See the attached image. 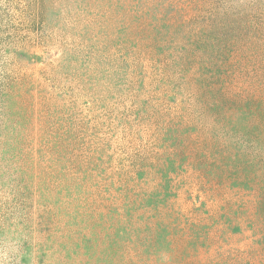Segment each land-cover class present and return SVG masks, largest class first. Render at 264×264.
<instances>
[{
  "label": "rangeland",
  "instance_id": "rangeland-1",
  "mask_svg": "<svg viewBox=\"0 0 264 264\" xmlns=\"http://www.w3.org/2000/svg\"><path fill=\"white\" fill-rule=\"evenodd\" d=\"M0 264H264V0H0Z\"/></svg>",
  "mask_w": 264,
  "mask_h": 264
}]
</instances>
